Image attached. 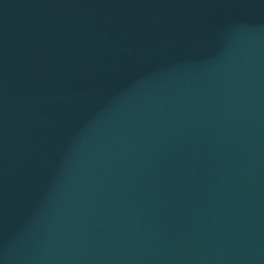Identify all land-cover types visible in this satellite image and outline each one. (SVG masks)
I'll return each mask as SVG.
<instances>
[{
    "label": "water",
    "instance_id": "1",
    "mask_svg": "<svg viewBox=\"0 0 264 264\" xmlns=\"http://www.w3.org/2000/svg\"><path fill=\"white\" fill-rule=\"evenodd\" d=\"M0 264H264V0H0Z\"/></svg>",
    "mask_w": 264,
    "mask_h": 264
}]
</instances>
